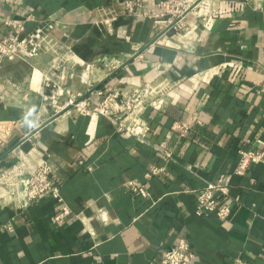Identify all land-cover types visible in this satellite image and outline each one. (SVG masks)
I'll return each mask as SVG.
<instances>
[{"label":"crops","instance_id":"crops-1","mask_svg":"<svg viewBox=\"0 0 264 264\" xmlns=\"http://www.w3.org/2000/svg\"><path fill=\"white\" fill-rule=\"evenodd\" d=\"M118 1L0 0V35L10 32L6 18L27 19L29 30L57 23L44 38L55 51L6 61L0 71V173L48 161L72 210L56 222L61 207L51 195L25 203L22 184L18 200L8 201L0 187V264H158L180 238L190 241L194 264H264V164L233 174L240 149L264 150V0L207 1V21L190 17L186 33L163 35L148 19L97 22ZM57 54L65 59L62 83L75 92H85L88 79L126 91L158 86L144 112L149 144L103 116L55 113L31 92ZM72 56L96 68L88 74ZM112 60L126 65L106 76ZM177 122L191 125L186 136ZM152 165L164 170L147 177ZM222 174L230 175L220 200L231 216L198 214L199 194ZM130 180L149 195L130 191Z\"/></svg>","mask_w":264,"mask_h":264},{"label":"built area","instance_id":"built-area-1","mask_svg":"<svg viewBox=\"0 0 264 264\" xmlns=\"http://www.w3.org/2000/svg\"><path fill=\"white\" fill-rule=\"evenodd\" d=\"M207 1L210 0H122L103 12L97 18V22L112 23L125 15L153 21L158 26L159 35L170 32L186 33L189 30L190 17L208 20L209 15L202 12V7ZM26 22L27 19L24 18L3 20L10 32L0 35V71L6 61L21 59L29 62L44 52L55 51L54 47L45 43L44 38L57 27L56 21L50 19L41 21L31 30L27 29ZM140 56L141 53L135 57ZM64 60L59 54L55 55L48 70L42 72V84L39 86L30 84L29 90L39 94L54 108L55 113L74 109L91 119L103 116L113 122L119 131L135 137L140 143L149 144L148 136L152 127L144 118V112L150 100L161 92L158 86L144 83L131 91H126L109 83L97 86L94 80L88 79L87 90L75 92L62 83L66 76L63 70L60 71ZM75 60L88 74L96 68L93 63ZM125 65V61H110L104 66L106 76L112 75ZM174 127L180 131V137L186 136L191 130L189 122H177ZM155 148L161 151L165 160H174L172 151ZM259 163L264 164V150L240 149L239 161L233 174L246 175L252 164ZM163 170V167L152 165L147 177L159 174ZM52 171L50 163L46 160L31 168H27L24 163H17L3 171L0 173V187L4 191V200L17 201L23 184L22 199L25 203L33 202L45 195H51L56 199L61 209L54 216V221L63 223L72 214V210L66 203L60 186L53 181ZM229 178L230 175L222 174L216 182L209 183L204 188L198 196V214L214 213L220 219H228L231 216V204L222 203L220 200L221 196L229 195ZM126 186L135 194L144 197L149 195L148 189L135 180L128 181ZM233 202L239 203L240 198H233ZM8 228L11 229L9 225ZM195 259L196 253L190 241L187 238H180L175 245L163 251L158 264H194ZM236 264L246 262L239 258Z\"/></svg>","mask_w":264,"mask_h":264}]
</instances>
